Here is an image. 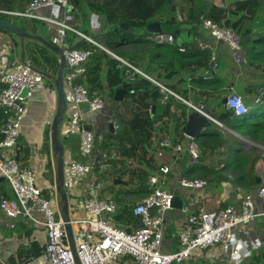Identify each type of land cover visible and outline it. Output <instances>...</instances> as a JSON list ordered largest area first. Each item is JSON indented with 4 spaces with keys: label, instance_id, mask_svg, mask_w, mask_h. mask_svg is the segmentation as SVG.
I'll return each mask as SVG.
<instances>
[{
    "label": "crops",
    "instance_id": "1",
    "mask_svg": "<svg viewBox=\"0 0 264 264\" xmlns=\"http://www.w3.org/2000/svg\"><path fill=\"white\" fill-rule=\"evenodd\" d=\"M26 1L28 0L23 1L21 6L23 4L28 5L29 3H24ZM210 1L217 2L220 6H223V0ZM45 14L55 18L59 22L66 23L74 29L75 27L81 28L84 26L88 29L89 33L93 35H98L102 31L103 25L101 19L93 14L85 20L83 16H77L75 13L65 11L61 6L48 9L45 11ZM2 16H6L2 21L11 22L19 27H23L31 35L37 34L41 36L46 41L64 50L65 53L69 50V46L65 44V41L62 42L59 40V35L62 33L61 28L37 20L25 19L7 14ZM78 32L88 36L80 31ZM65 33L69 38L75 34L69 31ZM80 38H76V44L82 42ZM177 42L179 43V47H185V45L191 42L197 43V45H199L198 43L210 45V50L208 51L214 55L215 60L219 64L217 73L213 75L211 79H206L207 71L205 74L203 71L194 73V76H202L204 74L205 80L211 81L215 77L219 82L205 87L191 85V75L175 61L152 62L150 59H146L140 66L144 71H147L151 77L160 80L173 89L178 96L188 89V100L186 101L193 105H202L207 115L219 121L218 117L222 115L219 102L227 98L232 89H234L232 79H236L238 75L240 78H243L242 81L246 84L244 80L249 77V70L242 54L234 52L224 41L212 37L210 31L205 28V26H200L198 28L194 27L192 34H180ZM36 45L44 47L34 40H22L12 33L0 31V87H2L1 82L7 72L9 62L14 59L21 60L22 57L25 56L27 61L33 63L29 55V47ZM51 57L57 59L59 62L57 70L51 75L52 77H57L61 66V59L53 51ZM239 71L241 72L239 73ZM261 76H263L262 83L264 85V74L262 72H259L255 79ZM131 86L133 87L132 84ZM152 87L154 88L153 85ZM254 87H258V85ZM248 89H251V87L245 88L248 96H246V102H244L249 109H252L248 101L251 100L254 102L259 89L255 91L254 94H250ZM103 96L106 101V106L96 115L88 113L87 106L76 107L72 100H68V109L61 129V140L65 149V187L68 193L70 215L73 221L86 217L79 203L90 198V183L93 178L97 176L91 175L80 180H71L68 177V167L73 161L88 163L91 160L90 158L84 157L81 153V131L87 129L92 131L97 137L102 136L105 138V135L111 132L109 124L115 122L111 114L112 109H114L116 105L111 102L108 93H105ZM181 98L184 99L183 97ZM179 103L183 106H187L182 101H179ZM26 107L28 113L22 123L18 146L13 151H9V153L5 151V153L13 156L22 168L32 170L37 177L39 186L44 189V196L59 203L60 195L56 189L55 176L56 157L52 150L50 137L51 125L58 110V94L54 81L45 78L44 85L37 88L33 92L32 97L26 101ZM186 110L188 116L187 121L191 114L197 113L188 106ZM229 121L230 120H228V122ZM222 124H224V128L212 122L211 125L202 132L203 134L210 128V131L220 130L226 142L225 145L219 148L213 156H210L204 164L200 163V159L196 162L193 161L187 149L189 142L194 141L199 144L200 139L198 137L196 139H191L185 135L184 131L185 138L181 141L176 142L174 137L168 139L175 145H182L183 151L175 152L171 149H163L160 144L159 147H155V152L151 154V159L158 164L160 169L166 166L171 168V171L166 175L160 171L152 175H159L160 183L157 187L170 191L174 196L180 197L184 203L183 212L171 210L167 213L163 242V251L165 253H175L180 249L179 234L186 225L187 219L191 214L199 212L202 208L206 211H217L227 206L240 207L245 194L251 193L257 197L259 188L264 186V159L259 156V151L257 153L254 152V150L250 148L249 142H244L241 139L242 136L233 131L228 123L224 122ZM102 144L103 143H99L98 141L96 142L94 158L109 156V151L103 150ZM154 144H157V142ZM256 148L260 147L256 146ZM233 150L234 152H232ZM236 152H238L237 155H235L237 157L245 156L249 160H253L255 157L259 158L255 163V173L252 175L257 182V185L253 188L248 187V183L252 177H249L250 179L246 181L243 179L242 175H240V171L233 169L229 164V157L231 158ZM250 168L251 165L249 164L245 169L246 175ZM100 176L101 175H98V180H100ZM182 179L204 180L207 182V187L202 190L184 188L181 186ZM102 183L103 187L99 194L101 199L111 197L115 200L121 195V186H124V184H115L114 181L113 184L116 188L112 189L110 188L111 184L109 181L106 183L103 181ZM133 197H138V202L141 199L139 196H126L125 198L132 202L131 198ZM2 198H14V193L6 181H0V199ZM257 207L258 210L264 211V202L257 199ZM38 217L41 220L43 219L42 215ZM11 224L12 221L10 219L4 215L1 216L0 264L36 263L41 255L37 258L33 251L35 246L42 247L44 250L46 243L45 232L35 229L32 223L26 220L17 222L14 228L11 227ZM240 228H242L243 231H235L230 252L223 253L217 249L198 252L187 263L246 264L256 258H260L264 253V216H260L253 223ZM21 250H27V253L30 254L31 257L28 259L20 258L19 252ZM117 264H134V261L130 257H124ZM184 264H186V262H184Z\"/></svg>",
    "mask_w": 264,
    "mask_h": 264
},
{
    "label": "built area",
    "instance_id": "2",
    "mask_svg": "<svg viewBox=\"0 0 264 264\" xmlns=\"http://www.w3.org/2000/svg\"><path fill=\"white\" fill-rule=\"evenodd\" d=\"M55 6H61L68 12L74 11V6L69 0H32L25 12L0 10V14L48 23L62 29L59 35V40L62 42L67 38L65 32L69 31L88 43L106 50L92 38L45 14L46 10ZM204 26L210 31L212 37L227 43L234 52L242 53L241 39L232 29L220 27L209 20L204 21ZM149 40L158 45L177 44L173 33L152 34ZM198 44L201 49L210 50V45ZM180 51L184 49L180 48ZM107 52L121 63L120 67L125 69V76L130 84L133 85L143 78L147 79L160 91L162 101L167 102L175 98L184 102L193 111L210 118L220 127H225L224 124L207 115L202 105L189 103L165 83L151 77L129 61L110 51ZM91 54L87 50L69 49L67 51L64 85L68 100H72L76 107L87 106L88 113L96 115L105 108L106 101L103 97H92L89 90L78 83V80L86 73V63ZM218 69L219 64L212 55L211 67L206 73V79H211ZM1 83L0 178H4L9 184L14 198L0 200V219L2 215L10 219L12 228L19 221H30L35 229L45 232L46 243L40 258L36 263L27 264H76L64 222L58 213V203L44 196V189L39 186L32 170L22 168L13 156L7 154L18 146L22 123L28 113L26 101L32 97L37 88L44 85L45 77L32 62L24 63L22 59H14L9 62ZM25 89L28 90V94L23 97ZM263 98L264 87L259 89L254 104L260 105ZM226 107L236 117L247 115L250 110L242 96L234 89L227 97ZM113 123L115 131L119 130V123L116 121ZM81 139V153L91 160L88 163L73 161L68 167V177L71 180H80L97 175L90 183V198L79 203L86 217L72 220L77 254L81 264H113L124 257L132 258L134 264H184L198 252L217 249L228 253L232 248L235 231L242 232L243 229L240 227L249 225L258 217L264 216V211L258 210L257 207V199L264 202V186H261L257 197L251 193L245 194L240 207L227 206L217 211H206L202 208L199 212L191 214L179 234L180 249L175 253H165L163 251L164 225L167 213L173 210V193L157 187L160 183L158 174L150 177L149 185L154 188V191L139 201L133 210L134 215L141 219V227L133 233L117 227L111 221V217L118 212L119 207L111 197L105 199L99 197L103 183L98 180V175L109 170L108 160L115 158L116 155L112 153L108 157L94 158L96 142L103 143L104 138L97 137L90 130L83 129ZM161 148L175 152L183 151L182 145H175L168 139L161 143ZM187 149L193 161L200 159L201 150L196 142H189ZM170 171L171 168L168 166L160 169V172L165 175ZM181 186L202 190L207 187V182L182 179ZM39 215L43 216L42 220L38 217Z\"/></svg>",
    "mask_w": 264,
    "mask_h": 264
},
{
    "label": "trees",
    "instance_id": "3",
    "mask_svg": "<svg viewBox=\"0 0 264 264\" xmlns=\"http://www.w3.org/2000/svg\"><path fill=\"white\" fill-rule=\"evenodd\" d=\"M23 1L25 0H0V10L25 12L32 0L24 2L29 3L28 5L21 6ZM69 2L74 6L72 13L83 16L85 20L93 14L101 19L103 25L98 35L90 34L84 26L75 27L76 30L88 35L107 51L129 61L141 70L143 69L140 64L146 59L152 62L175 61L191 75V85L205 87L218 83L215 77L213 81L205 80L204 74L211 67L210 51L201 49L194 42L185 47H179L178 42L175 45L154 44L149 40L152 34L145 30L148 24L157 22L162 26L175 27L181 34H192L194 27L204 26V21L209 20L220 27L232 29L241 39L243 46L241 54L248 70L264 74V0H223V6L210 0H69ZM2 15L4 14H0V20L6 18ZM122 25L128 28H123ZM174 35L178 39V36ZM76 38L80 37L75 34L70 38L67 36L65 44L70 50H87L92 53L86 63V73L78 83L84 85L92 97H104L103 95L108 93L111 102L116 105L112 109L111 117L119 123V130L107 133L102 144V149L108 150L109 156L115 153L116 157L108 160L109 176L107 173L101 176L107 178L112 189L116 188L113 184L116 179L125 181L126 185L121 186V195L114 200L119 209L111 217V221L117 227L133 233L141 227V219L133 213L137 203L130 202L125 197L139 196L141 201L154 191L149 185V179L155 172L160 171V167L151 159V154L166 139L174 137L176 142H179L185 138L183 128L187 123V106L181 105L175 98L167 102L160 100L153 114L151 94L156 88L144 85L141 79L133 84L134 92L127 93L124 101L116 103L114 98L117 90L130 84L125 76V69L121 68V63L106 50L81 38L82 42L76 44ZM180 48L184 51H180ZM29 55L39 71L52 75L57 70L59 62L51 57L52 51L49 49L31 46ZM201 71L204 72L202 76H194V73ZM144 72L148 74L147 71ZM263 86L262 83L254 87L255 91ZM187 92L188 89L180 95L185 100H188ZM219 107L222 115L218 120L221 123H228L231 129L243 138L264 147V113L260 114L250 109L247 115L236 117L221 100ZM210 130L211 128L198 137L201 164L226 143L220 130ZM156 142L157 144H154ZM237 153L229 157V164L233 169L240 171L243 179L248 181L255 173V163L259 158L249 160L245 156H235ZM249 164L251 168L246 175L245 169ZM123 167L121 172L113 173L114 170ZM256 185L257 182L252 177L248 187L253 188ZM42 251V247L35 246L33 253L38 258ZM19 257L28 259L31 255L27 250H21ZM246 264H264V253L260 258Z\"/></svg>",
    "mask_w": 264,
    "mask_h": 264
},
{
    "label": "water",
    "instance_id": "4",
    "mask_svg": "<svg viewBox=\"0 0 264 264\" xmlns=\"http://www.w3.org/2000/svg\"><path fill=\"white\" fill-rule=\"evenodd\" d=\"M123 28H128L126 25H122ZM146 32L149 34H162V33H173L177 36H180L181 32L180 30H177L175 27L170 26H162L160 23H150L145 28ZM0 31H5L12 33L16 35L18 38L25 40V39H31L34 40L41 45H43L45 48L49 49L50 51H53L56 53L60 59H61V66L58 71L57 77H52L50 74L40 71L45 78L51 79L54 81L57 94H58V110L54 117V120L51 125V144H52V150L56 157L55 161V176H56V189L60 195V201L58 203V213L62 221L64 222L69 246L71 249V252L73 254V257L75 259L76 264H81L80 260L78 258L77 254V248H76V241L74 236V229L72 224V219L70 215V204H69V198L68 193L66 190V175H65V149L64 144L61 140V129L64 122V118L68 109V99L67 94L65 91V85H64V73L66 69V53L64 50L60 49L53 43H50L43 39L39 35H31L25 30H23L21 27L7 21L0 20ZM22 60L24 63H26L25 56L22 57ZM141 82L146 85L152 87V83L147 79H141ZM129 92H134V87L127 84L125 88L117 90L115 94V102H122L125 100V96ZM28 94V90L25 89L23 91L22 96L26 97ZM152 103H153V110L152 113L155 114L157 110V104L161 100L162 95L158 89H154L152 94ZM223 103H227V98L223 100ZM212 123V120L204 115L200 114H191L188 118L187 124L184 126L183 131L185 132V135L191 139H196L199 137L203 130L208 128ZM115 125L113 122L109 124V129L112 133H115ZM241 139L244 142H250L248 139H245L241 137ZM258 147L261 148V151L259 152V156L264 159V147L261 145H258ZM123 168H119L117 170H114L113 173L117 174L121 172ZM0 181H5L4 178H0ZM115 184H124L122 180H115ZM172 209L176 211L183 212L184 210V203L182 199L178 196H174L172 201Z\"/></svg>",
    "mask_w": 264,
    "mask_h": 264
},
{
    "label": "rangeland",
    "instance_id": "5",
    "mask_svg": "<svg viewBox=\"0 0 264 264\" xmlns=\"http://www.w3.org/2000/svg\"><path fill=\"white\" fill-rule=\"evenodd\" d=\"M240 72L241 71H239V73ZM258 73L259 72H253L252 70H249V77L246 78V80H244L246 82V84H244V82L242 81L243 78H240V76H238V75H237V78L236 79L235 78L232 79V81H233V88L236 90V92L240 96H242V98L244 99L245 102H246V96H248L247 91L245 90V88L246 87H248V88L251 87L250 90L254 92L255 91L254 86L259 85V84L261 85L262 82H263V76H261L260 78L255 79L256 76L258 75ZM244 76H245V74H244ZM251 91H250V94H254V93H251ZM248 103H249V105H251L252 110L258 111L260 114L264 113V104L262 106L258 107V105H255L254 102L251 101V100H249ZM262 103H264V98H263V102ZM249 144L251 146V147L250 146L249 147L252 150H254V152L257 153L258 151L259 152L261 151V148H256V146L258 147V144L254 143L252 141H250ZM106 173L108 175V172H106ZM100 180H101V182H103V181L105 183L107 182V178L104 175L101 176V179ZM138 199H139L138 197H133V198H131V201L133 203H136V202H138ZM187 262H189V260L186 261V264H188ZM113 264H117V263H113Z\"/></svg>",
    "mask_w": 264,
    "mask_h": 264
}]
</instances>
